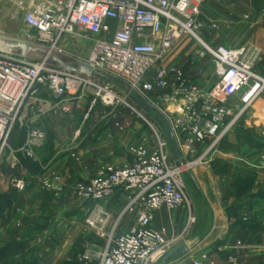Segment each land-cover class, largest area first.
<instances>
[{
    "label": "built area",
    "instance_id": "2783aa9c",
    "mask_svg": "<svg viewBox=\"0 0 264 264\" xmlns=\"http://www.w3.org/2000/svg\"><path fill=\"white\" fill-rule=\"evenodd\" d=\"M7 1L22 14V41L67 60L82 61L102 76L61 69L45 59L0 52V175L7 167L9 187L18 193L26 189L28 180L16 172L20 157L36 161L34 148L46 136L42 126L32 123L34 118L32 124H27L22 143L11 145L13 129L29 102L38 103V119L57 112L72 115L89 97L84 118L100 103L108 108L113 128L121 131L126 125L122 107L143 118L134 105L126 102L128 95H135L169 122L168 133L180 157H170L166 137L152 128V144L130 146L131 163L106 165L94 177L73 183L71 192L83 205L84 227L103 240L100 246L80 251L76 262H159L184 240L194 217L189 212L183 229L168 236L164 229L152 227L155 214L162 208L172 212L189 205L183 173L193 172L205 163L242 113L258 100L264 101V75L256 69L258 52L206 44L198 35L203 27L198 0ZM182 35L199 46L193 52L189 71L171 56ZM87 40L91 45L84 57L68 52L63 45L65 41L78 44ZM204 58L213 71L214 85L208 90L196 82L204 71ZM117 84L126 88L127 94ZM39 89L55 100L38 98ZM59 182L55 172L38 180L43 189L50 191L61 190ZM118 193L123 194L125 202L114 214L107 202ZM126 217L131 221L123 229ZM171 263L214 264L194 257L190 249ZM220 264H238L237 257L229 255Z\"/></svg>",
    "mask_w": 264,
    "mask_h": 264
},
{
    "label": "crops",
    "instance_id": "0c3cea01",
    "mask_svg": "<svg viewBox=\"0 0 264 264\" xmlns=\"http://www.w3.org/2000/svg\"><path fill=\"white\" fill-rule=\"evenodd\" d=\"M198 4L203 23L199 37L210 46L255 49L258 52L256 69L264 75V0H198ZM175 59L187 71L192 69V56L188 58L181 53ZM202 63L204 71L196 82L208 90L214 85L212 66L207 58ZM37 97L55 100L44 89H39ZM89 99H83L82 109L72 115L57 112L37 119L38 103L34 102L23 109L21 121L13 129L11 145L17 147L22 143L27 124L42 126L46 136L34 148L37 166L27 167L20 157L16 172L28 180L23 192L13 193L6 180L10 171L7 167L2 169L0 250L13 242L28 245L37 242L42 244L50 264H76L80 251L102 244L84 227L83 205L73 195L71 187L76 181L94 177L106 165L129 164L132 156L130 159L127 145L134 143L131 141L135 140L136 124L131 126L133 120L125 115L126 125L117 131L112 126L108 108L100 103L84 118ZM261 106L264 105L260 104L259 108ZM32 119L36 121L31 123ZM94 127H98L95 133ZM15 128L23 133L20 139L14 134ZM147 134L143 132L140 138L148 139ZM49 135L51 144L46 143ZM168 137L169 141H174L170 135ZM226 139V145L219 149L217 146L205 163L194 169L203 204L195 209L194 222L183 241L190 239V254L205 262L220 264L229 255H235L238 264H264V166L255 164L256 147L246 143L236 147L233 135ZM168 153L174 160L180 157L177 148L173 151L168 148ZM49 172L60 176L61 190H45L38 184L39 178ZM244 179L248 181L246 185L241 184ZM124 202L125 197L118 193L107 205L117 214ZM130 221L126 217L122 228H127ZM185 222L183 210L169 212L162 208L155 214L152 227L164 229L170 236L179 233ZM38 253L36 249L35 254Z\"/></svg>",
    "mask_w": 264,
    "mask_h": 264
},
{
    "label": "rangeland",
    "instance_id": "374dc122",
    "mask_svg": "<svg viewBox=\"0 0 264 264\" xmlns=\"http://www.w3.org/2000/svg\"><path fill=\"white\" fill-rule=\"evenodd\" d=\"M25 33V28L22 23V14L17 12L16 7L10 3L7 0H0V36L12 38V39H17L21 40V35ZM64 48L68 51L71 52L72 54L79 56V57H84L91 45V41H79L78 44L72 42V41H65L63 42ZM183 46L181 49L180 47ZM198 43H195L192 38L186 35H182L178 42L174 45L173 49L171 50V56H180L181 53L185 55V57H191L193 55V52L196 48H198ZM14 54L18 55L20 52L19 51H14ZM30 59H36L34 56H32ZM173 59V58H172ZM125 94H127V89L126 88H120ZM128 101V102H127ZM126 102L134 105L135 109L138 111L141 117H137L136 114H132L127 108L122 107L120 112L123 111L121 114L123 116L130 117L132 119V124L131 126L136 124V135H135V140L131 141L134 143H129L127 146L130 148L132 145L136 144H152L155 137L152 131V128H155L157 130H160V132L166 137L168 141V148L170 151H173L174 148H177V144L174 141H169L168 137V130H169V122L162 116V114L157 110L153 109V111L148 110L146 105L135 95L131 94L128 95L126 98ZM258 103V104H256ZM235 104L239 106L237 100L235 101ZM260 104L264 105L263 100H258L255 102L251 107H249L246 111L242 113V116L238 119L236 122L234 128L228 133L218 144V149L222 145H226V138L229 137V135H233L236 138V147H239L243 144L250 145L252 147H256L258 149V153H256L257 158L255 161V164L259 166H264V106H260ZM109 111V110H108ZM261 115V117L259 116ZM98 127H94L92 131L94 133L96 132ZM147 131L148 139L146 138H140V135ZM121 133V132H120ZM93 134V132H92ZM228 136V137H227ZM240 137V140L238 139ZM124 140V139H122ZM240 142H242L240 144ZM127 143V142H126ZM125 143V144H126ZM127 147V149H128ZM178 149V148H177ZM127 151V150H126ZM127 153H129V157L131 159V154L130 151L128 150ZM175 155V154H174ZM129 159V161H131ZM132 162V161H131ZM129 162V163H131ZM197 172V170H196ZM193 174L197 180V177L195 175V172L193 171ZM185 183H186V194L188 197L189 205L186 206H180L174 210L177 211L179 209L183 210L184 212V219L187 220L189 216V212L192 213L193 217L195 214V211L197 208L199 209L200 206L203 204L202 202V191L199 185V189L195 186L193 181L189 178L188 175H185ZM198 182V181H197ZM204 206V205H203ZM196 209V210H195ZM195 219V218H194ZM192 224L190 225V227ZM103 243V240H101ZM41 243H33L32 245H28L29 250H31L32 254L35 252V250H38V254L32 255L31 253L29 254L28 257H25V259H18V261L15 264H29V262H33L35 257H38L39 264H50L47 258L45 257L42 248H41ZM40 255V256H39ZM34 257V258H33ZM28 260V261H27ZM171 260V259H170ZM168 260L165 264H176V263H171V261ZM56 264V263H55ZM66 264V263H62ZM68 264H73V263H68ZM155 264H161V261L155 263Z\"/></svg>",
    "mask_w": 264,
    "mask_h": 264
},
{
    "label": "water",
    "instance_id": "95a60500",
    "mask_svg": "<svg viewBox=\"0 0 264 264\" xmlns=\"http://www.w3.org/2000/svg\"><path fill=\"white\" fill-rule=\"evenodd\" d=\"M14 51H19L18 54L24 58H31L34 56L36 59H45L49 63L68 71L84 74V75H95L101 77L102 74L93 70L88 64L82 61H71L63 58L62 56L50 53L45 48L22 41L17 39H12L4 36H0V52L14 54ZM148 107L150 104L146 103ZM188 175L193 181L195 186L199 189L198 182L192 171L187 170L183 173V176ZM185 178V177H184ZM191 245V240L182 241L171 250H169L163 258L160 260L161 264H165L168 260L178 258L186 254Z\"/></svg>",
    "mask_w": 264,
    "mask_h": 264
},
{
    "label": "trees",
    "instance_id": "16d2710c",
    "mask_svg": "<svg viewBox=\"0 0 264 264\" xmlns=\"http://www.w3.org/2000/svg\"><path fill=\"white\" fill-rule=\"evenodd\" d=\"M14 134L16 136H19V139H20L23 133L19 132L16 129L14 131ZM46 143L47 144H51L52 143L51 135L47 136ZM23 163L27 167H30V168H32L33 166H37L36 162L33 161V160L24 159ZM247 182L248 181H246L244 179V180L241 181V184L242 185H246ZM12 191H13V193H17L14 190H12ZM2 199L3 198L0 197V200H2ZM2 210H3V203L0 201V212H2ZM28 247L29 246H28V244L26 242H13V243H10L6 247H4L2 250H0V264H15L18 261V259H22V258L25 259V257H28L30 253L32 254L31 250H29ZM34 253L32 255H35ZM32 261H34V263L30 261L29 264H39L38 257H35L34 260H32ZM76 264H79V263H76Z\"/></svg>",
    "mask_w": 264,
    "mask_h": 264
},
{
    "label": "bare ground",
    "instance_id": "6f19581e",
    "mask_svg": "<svg viewBox=\"0 0 264 264\" xmlns=\"http://www.w3.org/2000/svg\"><path fill=\"white\" fill-rule=\"evenodd\" d=\"M261 117V115H259Z\"/></svg>",
    "mask_w": 264,
    "mask_h": 264
}]
</instances>
